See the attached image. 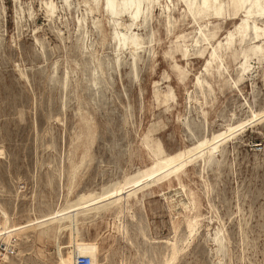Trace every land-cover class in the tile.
Segmentation results:
<instances>
[{
    "label": "rangeland",
    "instance_id": "rangeland-1",
    "mask_svg": "<svg viewBox=\"0 0 264 264\" xmlns=\"http://www.w3.org/2000/svg\"><path fill=\"white\" fill-rule=\"evenodd\" d=\"M86 1L0 0V204L15 234H24L9 264H57L53 239L40 228L61 201L67 156L83 151L92 160L64 210L92 197L90 212L100 217L59 236L66 264L79 240L96 242V264H162L194 214L197 232L172 264H264V59L242 57L253 43L249 28L263 30L264 20L249 15V2L235 17H214L207 4L196 11L157 0L133 32L143 45L132 59L116 51L101 0L94 14ZM199 32L214 35L204 42ZM259 44L264 51V36ZM215 48L224 65L218 73L209 61ZM146 139L168 155L165 165H149ZM127 186L139 201L122 239L108 235L104 201ZM47 189L56 194L40 200Z\"/></svg>",
    "mask_w": 264,
    "mask_h": 264
},
{
    "label": "bare ground",
    "instance_id": "bare-ground-1",
    "mask_svg": "<svg viewBox=\"0 0 264 264\" xmlns=\"http://www.w3.org/2000/svg\"><path fill=\"white\" fill-rule=\"evenodd\" d=\"M167 1H171V0H167ZM156 2H157V0H101L100 9L102 10V12L106 16V18L109 19V21H111V28H112L111 37L115 41V47L117 49L116 50L117 52H120L123 50L128 51L129 55L132 59H134L136 54L140 52V50L142 49L143 43L138 38L137 34H133V32L138 27L143 26L146 16L149 14L151 9L154 7ZM179 2L184 3L186 6V9H188L190 7H194L196 11H199L200 9H202L204 7L205 4H207V6L209 7V11H210L209 16L213 15L214 17H223L222 14H224V13L226 15H230V16L233 15L234 16L236 13H238L239 10H241L247 4V2H249V4L247 5V10L250 13L249 15H255V18H261L264 20V0H228L226 4H222V2L219 0H205V3L202 5L197 3L196 0H179ZM64 3L66 4L67 0H64ZM85 3L87 4L88 10L90 13L95 12L93 10H94V7L97 6V4H98L97 0H87ZM54 11H55V6L53 3L49 2V3L45 4V14H46L47 18H51L54 14ZM198 13L199 12H197V14ZM121 18H127V23H125V24L122 23ZM87 19L88 18H86V20ZM235 30L237 31V33L240 34V37H243L244 33L246 32L245 21H243V23H241ZM249 33H251V35L253 36V38H252L253 43H252V45H250L249 47L245 48L242 51L243 60H246L248 57H250V58H253L254 60H257V62L260 63L264 59L263 47L261 44H259L262 41V36H264V29L260 30L254 24L252 26V28H249ZM213 35H214L213 33L206 35L202 32H199V36H197V35L196 36H197V39H201V41L205 42V41H208L210 36L212 37ZM231 36L232 35L230 33L225 38L226 44L228 47H230V45H231V41H230ZM102 41H103V39H102ZM197 42L198 41L196 40L195 44H197ZM184 51H182V53H181L182 57H185L186 51L185 52ZM87 52H86V54H87ZM88 54H89V52H88ZM231 57L233 60H236V58H237V56L234 55V53L231 55ZM209 61L216 63L215 67H216L217 73L220 71L221 68L224 67L221 57L217 54L216 48L213 49L212 52L210 53ZM209 61H207V64L205 67L209 66ZM95 62H97V61L95 60ZM98 67H100V65H98ZM240 69L244 73L245 71H247V66H245V64H240ZM83 70L85 71V69H83ZM103 73H104V70H103ZM82 74H84V73H82ZM88 74H90V72ZM95 75H96V73H95ZM182 77H183V75H182ZM92 81L95 82V78H93ZM96 83H98V82H96ZM93 84H95V83H93ZM194 86L197 88H201V83H200L199 77H195ZM184 99H185V97H184ZM189 100H190V97H189ZM81 110L83 112L85 111L82 108H81ZM88 113H90V112H87V114ZM79 115H80V113H79ZM228 130H229V132L233 131V126H229ZM228 136H230V134H228ZM143 145L147 148V155H148V158L151 160V163L149 165H156V166L160 167L161 165H165L166 162L169 160L168 155L162 150V148L159 144H157V143H151L150 144V141H148V139H146L145 142H143ZM215 151H216V148L214 146L211 147L209 152H208L209 157L208 158L202 157L203 162L205 160L209 161L212 158V156L215 154ZM90 158L91 157H90V154L88 151H83L80 155H76V153H70V155L67 156L68 171L65 174H63V178L65 177V179H66V184H64V182H62V186H61V189L59 191L60 194L58 196V198L61 201L55 210H54V208L50 209V207H48V214H46L47 215L46 218L48 219L47 221H49V222L46 221L45 224H43V226L40 228V230H41L40 235L49 234L50 237L53 239V242H54V245L56 248L55 253L57 255L56 256L57 257V260H56L57 264H66L64 261V258L62 257V252H61L60 242H59V236L62 235L64 232L69 231L73 227H75L76 232L78 233V230L80 229L79 228L80 225H82V224L87 225L86 220L91 222L93 220H98V218L100 217V211L97 209L98 207L96 208L97 210H94V213H91L88 210L89 206H91V204L94 201V198H92V197H86L84 202L81 203V207L79 206L78 210H74L73 212H68V211L65 212V210H64V207L70 202V200L72 199V197L74 195V188H75V184H76V180H77L79 171L83 167H85L86 160H92ZM74 160H76V162H74ZM88 164H90V162ZM143 167L144 168L148 167V165H145ZM86 169H87V167H86ZM140 169L141 168H139L138 170H140ZM177 172H179V171H177ZM63 187H65V188L63 189ZM129 187L130 186L123 187L122 190L118 191V193H121V195H120L121 197H119L118 199H115L111 202L104 201V203H105V220H106V225H107L106 228H107L108 233H109L108 235H110V236L115 235V236L121 237L122 239H125L126 235L129 233L127 231V227L125 225V218L128 215H130V213H131V212H129L130 210H133V208L135 209V204L139 201V198H138L139 193L129 192V189H128ZM99 203H103V201H101V202L99 201ZM192 204H194V203H192ZM43 215H45V214H43ZM70 217H72L74 219V221L70 222V220H69ZM198 217L199 216L197 214H194L193 217L189 218L190 220L188 223V234L185 236L184 240H181V242L178 241L181 244L180 243L179 244L178 243L173 244L171 252L167 253L163 257L164 259H163L162 264H172L174 262L176 256L183 250V247H184V246H182L183 242L186 243V241H188V239L191 238L195 232H197L196 229H198L197 228ZM0 221H1L0 243L1 242L2 243H9L12 238H14L18 241V238L21 239V237L24 236V234H22L20 231L17 234H15L16 230L14 229V227L11 223V218L8 215V213L6 212V210L2 207L1 204H0ZM140 230H141V228H140ZM242 233H243V231H242ZM139 234H141V233H139ZM244 241H245V239H244ZM21 242H22V240H21ZM17 246H18V244H17ZM68 252H69V254L74 255L73 264H76V259L79 257H87V258L91 259V264H96L98 261V258H97L98 257V245L96 244V242H84L82 240H79L74 245L73 250L68 251ZM20 253L21 252H19V254ZM0 257L2 259L1 264H9L10 263V260H9V258H7V256L0 254ZM15 259H17V258H15Z\"/></svg>",
    "mask_w": 264,
    "mask_h": 264
},
{
    "label": "built area",
    "instance_id": "built-area-1",
    "mask_svg": "<svg viewBox=\"0 0 264 264\" xmlns=\"http://www.w3.org/2000/svg\"><path fill=\"white\" fill-rule=\"evenodd\" d=\"M17 240L12 238L9 243H0V254L11 256L15 253ZM76 264H91V259L87 257H79L76 259Z\"/></svg>",
    "mask_w": 264,
    "mask_h": 264
},
{
    "label": "crops",
    "instance_id": "crops-1",
    "mask_svg": "<svg viewBox=\"0 0 264 264\" xmlns=\"http://www.w3.org/2000/svg\"><path fill=\"white\" fill-rule=\"evenodd\" d=\"M55 194H56L55 191H54V193H53L52 189H50V190L47 189V190L45 191V196H46V197L43 196V194H42V195L40 196V200H41V199H46V198H47V199H48V198H51V196H52V195L54 196ZM91 209H92V206H89V208H88L89 212L91 211Z\"/></svg>",
    "mask_w": 264,
    "mask_h": 264
}]
</instances>
